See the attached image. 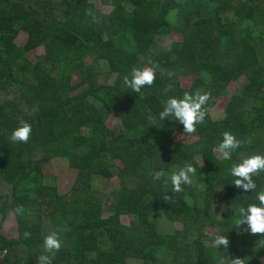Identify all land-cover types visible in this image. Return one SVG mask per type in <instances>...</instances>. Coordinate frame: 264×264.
<instances>
[{"label":"trees","instance_id":"obj_1","mask_svg":"<svg viewBox=\"0 0 264 264\" xmlns=\"http://www.w3.org/2000/svg\"><path fill=\"white\" fill-rule=\"evenodd\" d=\"M102 4L109 14L88 0H0V212L13 213L18 231L16 239L0 236V248L8 250L2 264H37L47 254L41 232L48 225L62 241L59 252L48 254L52 264H230L235 258L264 264V248L257 246L264 235L235 226L240 207L259 204L264 172L253 176L256 189L248 192L234 185L230 173L239 153L264 155V0ZM20 33L26 42L17 47ZM169 33L180 41L161 47ZM38 47L44 53L27 60ZM150 61L159 65L155 83L140 93L125 87L131 69ZM179 75L193 78L189 87L180 86ZM241 76L247 83L228 98L224 116L213 119L214 97L228 96L226 86ZM197 89L210 99L205 122L190 134L196 140L169 143L183 125L160 121L159 112L169 97ZM112 112L118 123L107 128ZM21 120L31 125L30 138L13 143ZM225 131L248 141L231 160L214 154ZM52 158H66L77 171L65 194L43 174ZM115 159L120 168H114ZM185 164L196 169L192 184L175 194L169 185L172 199L165 201L163 179ZM159 170L165 177L153 181L149 173ZM93 176L118 178L107 216L104 195L92 189ZM3 182L9 194L1 193ZM17 206L23 215L15 213ZM125 215L128 224L121 221ZM206 228L227 236L228 248L213 247L216 235Z\"/></svg>","mask_w":264,"mask_h":264},{"label":"clouds","instance_id":"obj_2","mask_svg":"<svg viewBox=\"0 0 264 264\" xmlns=\"http://www.w3.org/2000/svg\"><path fill=\"white\" fill-rule=\"evenodd\" d=\"M93 21H97V17L88 12ZM150 66L143 68L133 67L128 75L123 79V84L132 92L140 93L141 89L145 86H152L156 80V70L159 65L155 62H149ZM174 75L171 71L168 76L171 78ZM171 85H166L164 93L167 94ZM210 99V94L201 93L199 89L195 93L185 92L182 98L169 97L164 105L162 111L158 114V119L164 121L172 119L178 121L183 125V133L193 134L196 132V125L203 124L207 115L206 104ZM151 121H155V117L149 116ZM31 125L26 121H20V127L14 130L10 136L13 143H27L31 135ZM222 141L218 143L215 151L219 154L218 158L223 160H231L232 155L237 149L248 143L247 140L238 139L234 134L229 131L222 133ZM239 162L233 163L230 173L235 177L233 183L237 188L243 189L245 192L254 191L256 183L253 176H258L264 172V155L255 154L246 156L243 153L238 155ZM153 181H161L165 177L163 170L152 171L149 173ZM196 174V169L191 164H185L178 172H173L166 179H163V199L170 201L172 198L168 195L169 185L172 193H179L183 191L182 185L192 184L191 176ZM256 199L259 204H249L247 207H240L238 209V216L235 220V226L240 228L241 225H246L245 231L250 232L252 235H264V190L257 193ZM17 215H23V206H17L14 209ZM25 238H30L31 233L25 232ZM213 247L219 249L221 246L227 249L229 246V239L225 235H216L212 241ZM258 248H264V238L258 241ZM62 247V241L56 232H52L45 236L43 239L44 253L37 257V264H52V255L59 252ZM6 249V248H3ZM7 250V249H6ZM8 251V250H7ZM230 264H244V260L235 258L230 260Z\"/></svg>","mask_w":264,"mask_h":264},{"label":"rangeland","instance_id":"obj_3","mask_svg":"<svg viewBox=\"0 0 264 264\" xmlns=\"http://www.w3.org/2000/svg\"><path fill=\"white\" fill-rule=\"evenodd\" d=\"M90 4L101 14L107 15L110 13L111 8L104 6L102 4V0H88ZM180 36L175 33H169L164 39H162L159 42V45L164 48H168L170 43L179 42ZM26 42V35L24 33L18 34L16 37L14 44L17 47H22ZM44 53L43 47H38L30 52H28L25 55V58L29 60L30 62L34 61L35 58L39 55H42ZM178 81L181 87L187 88L189 87L190 83L192 82L191 76H184L179 75ZM73 82H77V77L74 75ZM247 83V78L244 76L239 77L236 80H233L228 83L226 86V91L229 93L228 96H219L214 97V107L210 111V115L213 119H221L224 116V109L226 107V103L228 98L235 93L238 89L242 88ZM118 123V116L115 112H112L109 114L105 120V126L107 128H113ZM196 140L195 135H186L183 133L175 132L169 143L171 142H180V143H190ZM214 154L216 157L219 156V154L214 151ZM113 164L115 165V169L121 167V162L117 159L113 161ZM77 171L75 169H72L68 165V161L66 158H52L49 160L46 164V167L43 170V174L48 178V182H50L57 192L59 194H65L67 193L70 188L72 187L74 180L76 178ZM46 178V179H47ZM119 181L117 177L112 178H104L101 176H93L91 186L92 189L98 191L100 194L104 195V198L102 200V208L104 215L107 216L109 213L112 212V204L114 202L113 193L118 189ZM5 192L6 194L10 193V186L7 183H2L1 186V192ZM8 217L11 219L10 224L7 225V233L9 238H15L18 235V231L16 228V223L14 221V215L13 213H9ZM129 216H122L121 221L124 224L129 223ZM157 219V225L160 227V231L164 230V222ZM46 223H44L45 225ZM180 226L179 222H173V227L178 228ZM51 227L48 225L47 227L43 226L42 229V236L45 237V235H49V229ZM205 233L208 235H216V231L212 228H206ZM264 260V258L262 259ZM128 264H141L139 260H128Z\"/></svg>","mask_w":264,"mask_h":264},{"label":"crops","instance_id":"obj_4","mask_svg":"<svg viewBox=\"0 0 264 264\" xmlns=\"http://www.w3.org/2000/svg\"><path fill=\"white\" fill-rule=\"evenodd\" d=\"M2 194H6L5 192H1ZM8 214L7 213L4 217L2 216L1 212H0V236L1 237H4L5 239H16L17 237L15 238H9L8 236V231H7V225L10 224V221L11 219L8 217ZM15 218V217H14ZM15 221V219H14ZM16 223V222H15ZM17 228V226H16Z\"/></svg>","mask_w":264,"mask_h":264},{"label":"built area","instance_id":"obj_5","mask_svg":"<svg viewBox=\"0 0 264 264\" xmlns=\"http://www.w3.org/2000/svg\"><path fill=\"white\" fill-rule=\"evenodd\" d=\"M8 255V251L6 249L0 248V264H2V260Z\"/></svg>","mask_w":264,"mask_h":264}]
</instances>
